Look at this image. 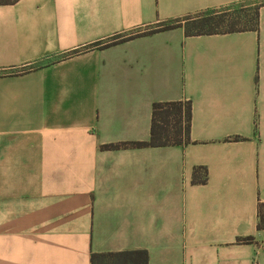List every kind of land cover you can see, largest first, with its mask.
I'll list each match as a JSON object with an SVG mask.
<instances>
[{"label": "crops", "instance_id": "crops-1", "mask_svg": "<svg viewBox=\"0 0 264 264\" xmlns=\"http://www.w3.org/2000/svg\"><path fill=\"white\" fill-rule=\"evenodd\" d=\"M239 1L0 4V264H264V7L259 31L145 34ZM181 100L192 143L102 148L148 141L154 103Z\"/></svg>", "mask_w": 264, "mask_h": 264}, {"label": "trees", "instance_id": "trees-1", "mask_svg": "<svg viewBox=\"0 0 264 264\" xmlns=\"http://www.w3.org/2000/svg\"><path fill=\"white\" fill-rule=\"evenodd\" d=\"M18 0H0V4H12ZM264 7V0H244L230 5L205 10L195 16L185 19H173L160 23L156 28L145 32L155 33L164 30H171L185 26L188 35H212L243 32L247 30H260V12ZM185 22V24H184ZM142 33L115 37L120 41L140 36ZM115 41L107 43L113 44ZM98 42L91 45L94 48L102 45ZM86 49H78L49 59L33 63L29 67L13 69L8 73H25L32 69L46 67L71 54ZM6 72L0 71V75ZM193 120V103L190 100L156 102L153 105V117L151 125V136L148 141H130L118 144L103 145L104 149L120 148H141V147H164V146H185L192 143L191 130ZM240 140L241 137H234ZM208 169L204 166L195 167L193 173L194 184H205L208 181ZM258 229L264 230V202L258 207ZM253 237H240L238 242H252ZM92 264H149V253L147 250H125L118 252L93 253Z\"/></svg>", "mask_w": 264, "mask_h": 264}]
</instances>
